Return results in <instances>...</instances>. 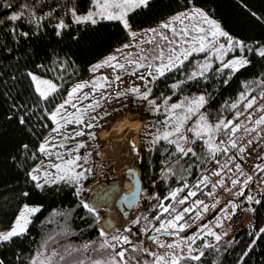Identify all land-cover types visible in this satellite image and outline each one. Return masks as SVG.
<instances>
[{
  "label": "snow or ice",
  "instance_id": "1",
  "mask_svg": "<svg viewBox=\"0 0 264 264\" xmlns=\"http://www.w3.org/2000/svg\"><path fill=\"white\" fill-rule=\"evenodd\" d=\"M185 3L187 6L174 12L166 20L160 21L156 27L140 30L141 37L146 33H152L154 35L151 38L155 39V36L159 35L163 46H157L154 50L150 49L148 52L137 47V51L140 53L137 59H129L131 53L124 56L121 54V50L137 44L135 38L138 32L134 30L133 25L140 16L151 11L154 0H88L87 5L83 8L79 6L78 0H52V3H47V0H23L22 3L19 0H0V5L7 12L5 19L0 20V25L8 24V32L12 34L14 39L19 41L20 38L41 35L49 25L54 31V35L63 39L64 30L69 29L72 24L78 26L87 23L96 27L87 28L84 32L76 30L74 34H69L72 35L75 42L86 41L88 47L100 48L110 45L114 34L108 25L101 27L98 22H114L117 31H123L133 38L131 44L119 43L118 47L108 52L101 59L95 60L94 63L89 65V68L91 71L96 72L100 67L112 64L114 65L112 71L116 80L120 79L119 75H115L116 69L122 71H135L136 68L146 69L145 75L140 77L144 84L143 90H141L140 85H133L128 89V91L135 93L138 98H149L152 91L149 87L151 80H155L158 76L165 75V73H170L172 70L180 72V68L184 66L185 61L194 53H202L210 49L202 60H196L191 67L180 72L182 79L174 80L170 85L171 89L179 91L180 86L185 81H192L196 78L208 81L213 76L221 77L222 74L223 82L227 84L235 73L252 63L250 58L245 55L246 52H254L261 59H264V43L251 40L246 43L244 39L227 31L221 20L214 18V12L210 14V11L206 10V5L200 6L195 0H185ZM158 28L170 29L171 34L167 35L163 31L157 32ZM165 48L167 51H165ZM8 51H11V49H8ZM118 56H120V59H117ZM140 60H143V63H140ZM217 62H219L218 67H214ZM73 63L67 53L62 57L53 49L47 64L43 61L35 64L36 70H33V67L27 64L18 66L12 71L11 79L17 80L20 77L27 79L28 86L35 95L36 100L43 101L47 105L53 103L57 96L64 92V81L66 78L71 79ZM126 64L134 67L128 69L125 67ZM41 70H43V74H41ZM17 73L20 76H17ZM147 77H151V80ZM108 80L109 77L101 73L98 76H93L88 81H77L67 88L66 98L61 99L59 103H55L51 110L48 107H43V112L55 123L53 131L60 129L62 125L70 121L78 126L84 125V127H78L75 130L69 129L68 131L71 132L72 136L84 134L85 128L92 129L95 120H98L99 116L90 117L86 120L85 113L98 105L96 99L88 100V97L101 87H110L111 85L107 83ZM101 81L104 83H101ZM7 82L5 80V83ZM241 83L244 90L240 91L236 99L231 101L234 118L241 115L238 105L244 109H249L255 104L257 96L248 95L253 91V85L258 86L259 97L264 98V78L255 77L251 81L245 80ZM87 84L92 85L91 91L81 92ZM76 93L81 94L77 96ZM123 95V92L118 91L115 93L117 97ZM104 97L112 99V96L107 92L99 99L103 100ZM74 100L75 103H73ZM81 100L87 102L82 104L80 103ZM162 100L164 102L163 111L166 115L163 116V122L156 121L157 125L163 124L162 129L157 127L153 133L146 135L150 136V140L147 142V147L150 150L161 139L173 146L172 149L165 148L163 150L168 156V159L163 161L165 167L161 169L164 179H167L174 171L184 176L191 175L189 169L194 166L195 161L187 163L184 159L189 153L200 159L210 154L213 158L217 153L227 155L230 147L238 152L244 151L245 144L238 143L234 134L241 127V123L245 122H234V118H226L224 115H220L215 123L209 122L205 112L201 111L207 103L206 92L200 91L191 96L181 95L180 100L171 104L168 103V96H162ZM69 104L72 105L74 111H69L65 107ZM227 104L228 101H225V105ZM148 105L151 106L149 110L152 112L161 110V104L157 103L155 97L148 99ZM37 106V104H33L29 108L27 104L13 105L14 109L20 111L17 119L21 125L27 123L24 111L27 110L31 113ZM256 108L259 109L256 117H253L252 111L247 113L249 119L254 120L249 130L257 129L256 138L264 143V139H261L262 134H264V127L258 128V126H264V103H260ZM255 110L254 108L253 111ZM106 114L102 113V115ZM9 115H15V112H10ZM193 115H195V119L192 120L190 132L194 135L191 139L194 140L203 134V142L207 146V151L202 148L199 156L189 142L188 135L184 134V126ZM146 127H152V124L149 123ZM214 133L225 137V139L217 140L216 136L213 135ZM88 136L89 138L94 137L95 132L89 131ZM52 139L53 137L49 135L41 140L38 145L39 152L48 156H52L54 153L55 162L52 159L48 160L47 168L37 163L26 167L29 145L27 143L20 145V155L23 159L21 162H17V166L26 168L28 183L32 187L26 185L23 191L19 193V196L24 198V202L19 205L11 226L0 231V243L10 242L14 237L23 236L29 231L33 216L40 212L45 204L28 201L34 199V193L39 196L48 185L69 186L76 198V206L86 210L85 216H90L93 219V225H97L100 221V212L97 205L83 196L86 190L84 184L89 173L93 171L89 167L92 151L89 150L81 154L82 146L85 145L84 140H79L72 147H65L64 145L68 143L67 133L63 136H57L56 143H50ZM251 142V140L246 141L248 144ZM185 144H187V147H185ZM130 147L132 152H139L135 142H131ZM30 155L34 157L36 153L32 152ZM173 155H175L174 159L172 158ZM261 157H264V153H261ZM261 157L257 159L259 160ZM12 159L16 162L15 156ZM235 160L236 156L233 155L228 158V163ZM233 166L239 174L233 176L231 184L238 185L237 193L243 194L242 203L247 202L248 211L252 212L254 216L260 215V219L254 225L251 223L249 225L253 227L252 236H264V214H261V210L264 209V179L259 180L256 191H253L248 183L253 180V176L240 171L241 165L239 162H236ZM256 170L264 176V160H261ZM128 171L131 172L133 169H128ZM202 171L204 174L195 181V185H202L208 181V170L202 169ZM211 171L213 173L223 172V168L216 167ZM229 171H232V169H229ZM152 183L155 184V181ZM219 183H224L223 176H221ZM215 186V184L212 185L213 188ZM182 188L188 194L178 196ZM7 191L5 189V192ZM198 191V188L190 187L188 180L184 178L182 184L172 187L167 195L162 198L155 192L151 196H147V199L156 198L159 202L152 205L154 209H157L155 216L149 217L147 213H144L147 226H141V231L147 232L151 229L154 233L153 240H158L159 233L162 231H170L171 235L177 236L178 239L167 242L166 246L170 250L166 253L152 252L150 249L143 248L142 242H133L131 229L132 226L140 224L139 216L130 219L129 223L125 224L115 235H110L104 226H98L95 239L84 240L82 243L70 242L67 237L78 231V229L71 226L73 209L52 208L46 221L53 220L60 227L48 229L42 233L35 248L25 257L26 264H192L193 261L200 264L205 255V249H220L222 233L215 231L207 223H201L195 231L187 236H180L179 232L176 231L186 229L190 223H195L194 218L186 216L188 213H193V209L199 206V208L207 211L210 206L214 208L216 203L219 202V197L211 205L200 199H195L190 206H185V202L189 200V197H195ZM0 195H3V193H0ZM208 195H211V193H208ZM169 198L172 202L166 203L165 201H168ZM253 204L258 207H252ZM229 206L233 212L237 210L236 202L229 201L220 211L226 212ZM61 213H63L62 219H57L61 216ZM125 214L127 215V213ZM161 214H164L163 218H160ZM194 215L201 216L203 212H197ZM157 218H160L158 223H153ZM46 221L41 222L42 227ZM105 223L108 228L113 227L111 220H107ZM216 223H222V221L217 219ZM86 227L88 226L86 225ZM205 233L214 237V241L210 242L205 237ZM199 237H205L202 245L194 247ZM61 240L65 242L60 243ZM159 243L161 246H165L164 241H159ZM226 243L230 244L231 241ZM255 243L256 240L251 239L247 248H252ZM173 249H179V251ZM17 251L19 253V249ZM245 255H247L246 252L237 259V264H241ZM17 259H19V255ZM0 264H5V260L0 258Z\"/></svg>",
  "mask_w": 264,
  "mask_h": 264
},
{
  "label": "trees",
  "instance_id": "2",
  "mask_svg": "<svg viewBox=\"0 0 264 264\" xmlns=\"http://www.w3.org/2000/svg\"><path fill=\"white\" fill-rule=\"evenodd\" d=\"M19 2L22 3L23 0H19ZM195 2L200 6L206 5V10H209L210 14L214 12V18L221 20L222 25L232 35L244 39L246 43L250 40L264 42V19H262L264 17V0H195ZM47 3H52V0H47ZM78 3L83 8L87 5L88 0H78ZM185 6H187L185 0H154L151 11L140 16L133 27L135 29L153 24ZM6 16V10L0 5V20L5 19ZM98 23L101 27L108 25L114 34L110 45L106 47H88L86 41L75 42L72 39V35L69 33L74 34L76 30L84 32L87 28L96 27L87 23H82L78 26L72 24L69 29L64 30L63 39L56 37L49 25L41 35L20 38L19 41L14 39L12 34L8 32V24L0 25V193H3V195H0V229L10 225L15 213L18 211L19 205L24 202V198L20 197L19 193L23 191L26 185L32 187L28 183L26 168L18 167L17 162H21L23 159L20 155V145L24 143L29 145L26 167H30L38 161L39 142L53 126L50 117L43 112V107H48L51 110L55 103H59L61 99L65 98L70 83L88 74L89 65L92 62L117 47L119 43H123L129 37L125 32L117 31L114 22L100 21ZM8 49H11V51H8ZM53 49L62 57L67 53L74 63L72 65L71 79L66 78L64 81V92L58 95L53 103L45 105L43 101L36 100L35 95L28 86L27 79L20 77L17 80H12L11 75L15 68L24 64L33 67V70H36L34 65L41 61L47 64ZM245 55L250 58L252 63L235 73L227 84L223 82L222 74L221 77L213 76L208 81L199 78L185 81L180 86L179 91L171 89L170 85L174 80L182 79L180 72L192 66L194 60L190 56L185 61L184 66L180 68V72L172 70L170 73H165V75L158 76L153 80L150 85L152 89L150 94L157 96L176 95L182 91L202 90L207 93V103L204 106V112L208 120L215 121L220 115L231 118L234 114V110L231 108V101L236 99L240 91L244 90L241 82L245 80L251 81L255 77L264 78V75H262L264 74V59H261L254 52H246ZM214 67L218 66L214 65ZM41 74H43V70H41ZM17 76H20V74L17 73ZM5 80L8 82L5 83ZM252 87L253 91L248 94L249 96L259 93L257 85ZM225 101H228L227 105H225ZM14 104H27L29 108L33 104L38 106L31 113L27 110L24 111L27 123L21 125L17 119L20 111L13 108ZM238 109L240 112L245 110L239 105ZM10 112H15V115H9ZM189 135L190 143L195 148L198 156L202 148L207 151V146L204 144L202 137H196L193 140L191 138L194 134L190 133ZM165 148L172 149L173 146L161 141L149 153L148 160L144 157L141 160L138 168L143 181L142 190L145 187V192L148 191L147 184L149 181H155V193H158L162 198L167 195V192L172 187L182 184L183 179L186 178L189 186H194L199 191L195 197H189V200L185 202V206H190L195 199H200L207 203L215 193L216 186L213 188V184L208 182L202 185H195V181L202 176L201 174H204L202 169L209 172L212 168L210 163L214 161L217 166L225 155L217 153L215 158L210 154L207 157L197 159L189 153L184 159L187 163L195 161L194 166L189 169L191 175L184 176L174 171L172 175L164 179L161 169L165 167L163 161L168 159V156L163 151ZM32 152L36 153L34 157L30 155ZM13 156L16 157V162L13 161ZM172 158L174 159L175 155ZM5 189L8 191L5 192ZM208 193H211V195H208ZM187 194V191L182 188L178 196ZM33 195L34 199H29L28 202H42L45 207L33 216L29 231L25 235L14 237L10 242L0 243V258L5 260V264H26L25 257L35 248L42 233L45 230L60 227L53 220L46 221L52 208L73 209L71 226L74 229H78V231L69 235L67 237L68 241L82 243L84 240L96 238L98 224L93 225V219L90 216H85L86 210L76 206V198L72 190H64L55 196H48L43 199L40 195L36 196L35 193ZM140 199L144 206L141 213L137 215L140 217V224L132 226L131 229L133 242H142L143 231H141V226H145L144 213H147L149 217L155 216L157 209H154L152 205L159 202L156 198H153L150 203L145 204L146 196ZM165 202H172L171 198ZM253 207L258 206L253 204ZM197 212H203V215L195 216L194 214ZM206 212L198 206L193 209V213H188L186 216L194 218L196 223L205 218ZM261 214H264V209L261 210ZM62 216L63 213L57 219H62ZM163 216L164 214H161L160 218H163ZM160 218H157L153 223H158ZM259 219L260 215L254 216L252 213V219L247 225L234 231L230 237L227 234L222 235L220 249H205V255L200 264H213V262L214 264H237V259L244 255L245 252L247 255L244 256L241 264H264V236H252L253 227L249 226L250 223L254 225ZM42 221H46L43 227L41 225ZM195 223H190L188 228L195 226ZM205 236L210 242L214 241V238H210L209 234H205ZM204 238L199 237L194 247H200ZM250 238L255 239L256 243L252 248H247V245L251 242ZM227 241H231V243H226ZM64 242V240L60 241V243ZM18 255L19 259H17ZM148 258L150 259L151 257ZM192 264H196V262L193 261Z\"/></svg>",
  "mask_w": 264,
  "mask_h": 264
},
{
  "label": "rangeland",
  "instance_id": "3",
  "mask_svg": "<svg viewBox=\"0 0 264 264\" xmlns=\"http://www.w3.org/2000/svg\"><path fill=\"white\" fill-rule=\"evenodd\" d=\"M172 14L156 21L153 24L143 26L140 28H135L134 30H137L138 32V35L135 38L137 41V44L131 45L127 49L121 50V54L124 56H127L128 53H131V56L128 58L137 59L139 58V55H140L139 51H137V47L148 52L150 49L154 50L157 46H163L161 44L159 35H156L155 39L151 38L154 35L152 33H146L145 35H143V37H141L140 30H147L148 28L156 27L160 21L166 20V18L171 16ZM160 31L165 32V34L167 35L171 34L170 29L158 28L157 32H160ZM132 40L133 38L129 36L123 43L131 44ZM112 50H110L109 52H111ZM165 51H167L166 48H165ZM208 51H210V49L205 50L202 53L192 54L191 56L193 57L194 62L196 60H202L204 56L208 54ZM107 53H105L104 55H106ZM104 55H102L98 59H101ZM117 59H120V56H118ZM121 62H123V60H121ZM140 63H143V60H140ZM215 65L218 66L219 62H217ZM125 67L130 69V68H133L134 66L126 64ZM113 68H114V65L112 64L102 66L99 69H97L96 72L91 71L89 68V72L86 76L73 81L68 86L70 87L71 84L77 81H88L93 76H98L101 73L109 77V80L107 81V83L111 85L110 87H101L97 89V92L92 93V95L88 97V100L96 99L97 105H98L94 109H90L85 113L86 120H88L90 117L99 116V119L95 120L94 127L92 129L85 128L84 134L72 136L71 132L68 131L69 129L75 130L78 127H84V125L78 126L77 124L70 121L67 124L62 125L60 129H56L55 131H53V129H55V123L53 122L52 128L43 137L44 139L45 137L51 135L53 139L50 141V143H56L57 136H63L65 133H67L68 143L64 145L65 147H72L73 144L78 142L79 140L85 141V145L82 146V149H81V154L89 150L92 151V156L89 162V167H91L93 171L89 173L86 183L84 184V187L86 190L83 193V196L87 198L91 203H94L93 202L94 196L100 190L106 189L110 185L115 184L119 179L118 178L119 176H117L116 174L108 175V173L111 172L112 168L114 167V164L117 163L119 155L115 156V154L119 153V150H120V138H122L124 135H127L130 137L131 140H133L137 144L140 155H139V162H137L135 166L139 167V164L141 160L143 159V157L146 160H148L149 153L153 150V148L150 150L147 147V142L150 140V136L146 134L153 133L157 127L162 129V126H163L162 123L160 125L156 124V121L163 122V116L166 115V113H164L163 111L164 102L162 100V96H168L169 97L168 103L171 104V103L176 102L177 100H180L181 95L191 96L194 93H198L202 91V90L182 91L176 95L168 94V95H159V96L150 94L149 98H138L135 93L128 91V89H130L133 85H140L141 90H143L144 84H143V81L140 79V77L145 75L146 69L136 68L135 71H122L120 69H116L115 75L120 76V79L116 80L114 78V74L112 71ZM147 78L151 80V77H147ZM152 81L153 80H151V83ZM101 83H104V82L101 81ZM151 83L149 84V87ZM91 87H92L91 84H87L81 90V92H90ZM118 91L123 92L124 95L120 97L115 96V93ZM105 92H107L110 96H112V99H108L107 97H104L103 100H100L99 97L104 96ZM80 94L81 93H76L75 95L79 96ZM152 97H155L157 103L161 104V110L159 112H152L149 110L151 106L148 105V99ZM86 102L87 101L85 100L80 101V103L82 104ZM73 103H75V100L73 101ZM65 107L69 111H74L71 104L65 105ZM201 111H204V107L201 109ZM102 113H107V114L102 115ZM258 113H256V115H254L253 117H256ZM194 119H195V115H193L184 126V134L188 135L189 142H190L189 134L191 133L190 127L192 124V120ZM244 119H245L244 121L245 123H242V128L241 129L239 128L237 132L234 134L235 139L237 140L238 143L245 144L244 151L238 152L236 149H232L230 147V150L227 153V155H225L224 159H221V162L220 161L218 162L217 166L214 161L210 163V166H212L211 169L220 167V168H223V172L213 173L211 169L209 170L208 172L209 179L207 182L210 184H215L216 190H215V193L211 196V198L207 201L206 204L211 205L212 203H215L217 197H219V202L216 203V207L213 208L210 206L208 208L205 214V218L201 221H197L194 224L195 228L190 227L186 229L176 230L179 232L180 236L189 235L192 231H195L201 223H207L215 231L222 233V235L227 234L228 237H230L232 233L234 232L231 228V221L242 210L243 197L241 194L237 193L236 189L238 185L234 186L231 184V180L233 176L239 174L233 165L236 162H239L241 165L240 171H244L245 173L251 175L258 167L259 165L258 162L264 159V157H261V153H264V143H261V140L256 138L257 129L249 130V127L252 123H254V120L249 119L247 113L245 114ZM215 121L209 120V122L211 123H215ZM149 123L152 124V127H146V125ZM261 127H264V126H258V128H261ZM89 131H94L95 136L92 138H89L88 136ZM213 135H215L216 139L218 140L219 135L215 133ZM201 137H203V134ZM221 139H225V137L222 136ZM261 139H264V134H262ZM248 140H251L252 142L250 144L246 143V141ZM161 141L166 142V141H163V139H161L160 141L157 142V144L160 143ZM185 147H187V144H185ZM254 151H259L258 157H261V159L258 160L257 159L258 157H257L251 162V165L249 167H245L244 160L248 157L250 153ZM38 152H39V148H38ZM38 154H39V157H38L37 164H40L44 168L48 167V164H47L48 160L52 159L54 161V153L52 156L45 155L41 152H39ZM122 155L123 154H120V156ZM233 155L236 156V160L233 161L232 163H228V158ZM125 166L126 164H123L121 168L119 169L120 172L118 173V175H120V177L123 176L122 169ZM229 169H232V171H229ZM221 176H223L224 183H219ZM152 182L153 181H149V183L147 184V188H149L148 191L145 192V187H144L141 193L142 197L146 196L147 198V196H151V194L155 192V186ZM68 189L70 188L69 186H66V185L65 186H61L59 184L48 185L43 190V192L40 194V197L43 199L48 196H55L56 194L64 190H68ZM229 201L236 202L237 210L233 212L231 207L229 206L226 212H221L220 209L223 208L224 205L228 203ZM147 203H150L149 199H146L145 204ZM143 206L144 204L139 202L137 207L132 209V214L130 215L131 216L130 219L134 218L139 213H141ZM104 218L105 216L100 214V221L97 223L98 226L105 227L106 224L105 225L103 224ZM130 219L125 220L124 222H118L116 225L114 224V226L109 229L110 235H115L117 231L121 230L125 224H128ZM217 219L221 220L222 223H216ZM10 226H11V223L9 226L5 228H1L0 231H3ZM146 226L147 225L145 224V227ZM164 232H168V231H164ZM151 234H153V232L150 229L147 232L143 231L142 247L150 249L152 252L166 253L170 250L166 246L167 242H170L171 240H174V239H178L177 236L171 235L170 231H169V235H159L158 240H153L152 237H150ZM205 234H208V233H205ZM210 238H214V237H210ZM159 241H164L165 246H161ZM173 250L179 251V249H173Z\"/></svg>",
  "mask_w": 264,
  "mask_h": 264
},
{
  "label": "bare ground",
  "instance_id": "4",
  "mask_svg": "<svg viewBox=\"0 0 264 264\" xmlns=\"http://www.w3.org/2000/svg\"><path fill=\"white\" fill-rule=\"evenodd\" d=\"M134 142L133 140L130 139L129 136L124 135L122 138H120V150L119 153L115 154L119 155L117 163L114 164V167L112 168L111 172L108 173L110 174H116L119 176L118 181L115 183L117 185V189L115 190V194L111 195L110 193H106V189L100 190L95 196L94 200H96L100 195H102V201L106 204L108 203L111 208H106L102 207L99 208L98 211L100 212L101 215L108 217L111 221L112 224H117L118 222H124L127 220V218L123 217V213L121 210L115 205V200H116V194L117 192H126L131 189V182L127 178H123V176L120 177L118 173L120 172L119 169L123 164H126L127 166H135L137 162H139V152H132L130 143ZM136 144V143H135ZM137 146V144H136ZM120 154H123L120 156ZM116 195V196H115ZM132 214V211H131ZM130 214V215H131Z\"/></svg>",
  "mask_w": 264,
  "mask_h": 264
},
{
  "label": "water",
  "instance_id": "5",
  "mask_svg": "<svg viewBox=\"0 0 264 264\" xmlns=\"http://www.w3.org/2000/svg\"><path fill=\"white\" fill-rule=\"evenodd\" d=\"M128 169H133V171L129 172ZM123 178H127L130 180L132 186L131 189L126 191V192H117L116 200H115V205L121 210L123 213V217L130 219V214L133 208L137 207V205L140 202L141 198V192L143 188V181L141 179V173L139 171V168L137 166H125L123 169ZM117 189V185L113 184L110 185L106 190V193H110L111 195L115 194V190ZM102 195H100L96 200L93 202L97 205V208H102L105 206L106 208H111L108 203H104L102 200ZM127 213V215L125 214ZM107 220H110L108 217L104 218V225L106 224L105 222ZM114 226V224H113ZM110 228H108L105 225V230L109 231ZM154 235L151 234L150 237ZM159 235H169V232H160Z\"/></svg>",
  "mask_w": 264,
  "mask_h": 264
},
{
  "label": "built area",
  "instance_id": "6",
  "mask_svg": "<svg viewBox=\"0 0 264 264\" xmlns=\"http://www.w3.org/2000/svg\"><path fill=\"white\" fill-rule=\"evenodd\" d=\"M255 96H257V100L255 102V104L252 106V108L249 109H245L243 112H241V115L239 117H235L234 118V114L232 115L231 118H234V122H240V121H245V114L248 113L249 111H252V115H256V113L259 112V109L256 108L257 105H259L260 103H264V98L259 97V93L255 94ZM256 109L255 111H253V109ZM242 128V123H241V127ZM222 138V136H218V140H220ZM259 156V151H254L252 153H250L248 155V157L244 160V166L245 167H249L251 165V162L256 159ZM253 176V180L249 181V187L253 190L256 191L258 184H259V180L264 179V176L261 175V173L257 170H255L252 174ZM246 194V193H245ZM243 197V194H241ZM247 202L242 203V210L239 212V214L232 219L231 221V228L233 231H236L238 229H240L241 227L247 225L251 219H252V212L248 211L247 208ZM253 207V205H251Z\"/></svg>",
  "mask_w": 264,
  "mask_h": 264
},
{
  "label": "crops",
  "instance_id": "7",
  "mask_svg": "<svg viewBox=\"0 0 264 264\" xmlns=\"http://www.w3.org/2000/svg\"><path fill=\"white\" fill-rule=\"evenodd\" d=\"M262 160H264V159H262ZM260 162H261V160H260L258 163H260ZM258 163H257V164H258ZM253 166H254V165H253ZM256 169H257V168H256ZM192 228H195V226H193Z\"/></svg>",
  "mask_w": 264,
  "mask_h": 264
}]
</instances>
